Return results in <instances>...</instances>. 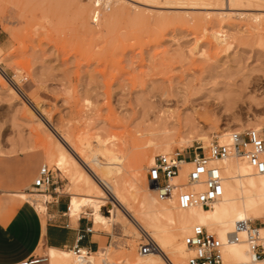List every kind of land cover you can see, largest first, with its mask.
<instances>
[{"label":"rangeland","instance_id":"374dc122","mask_svg":"<svg viewBox=\"0 0 264 264\" xmlns=\"http://www.w3.org/2000/svg\"><path fill=\"white\" fill-rule=\"evenodd\" d=\"M166 1L146 6L119 0L104 7L97 0L103 8L96 21L92 1L86 7L73 0H0V71L8 78L0 76V154L36 150L55 177L47 193L29 188L27 198L46 194L48 202L58 189L71 199L73 187L68 175L45 159L42 139L49 130L40 119L67 132L92 165L107 158L102 143L115 144L127 165L122 173L130 177L128 165L139 155L144 185L149 158L153 162L163 154L158 144L168 142L169 152L192 155L207 153L228 128L231 133L260 124L264 130V12L256 22L249 14L220 15L239 10ZM238 4L264 7L260 0ZM165 110L181 114L169 121V132L153 114ZM102 213L108 215L109 208ZM97 231L104 236L101 250L115 247L117 261L142 253L144 235L126 216L112 233ZM50 252L42 246L27 263L51 264Z\"/></svg>","mask_w":264,"mask_h":264},{"label":"bare ground","instance_id":"6f19581e","mask_svg":"<svg viewBox=\"0 0 264 264\" xmlns=\"http://www.w3.org/2000/svg\"><path fill=\"white\" fill-rule=\"evenodd\" d=\"M73 1L80 2L81 6L84 5L86 7H89V2H91L90 0ZM99 1L104 7H108L113 2L119 3V0ZM124 1L129 3L140 2L136 0ZM151 1L153 3L158 2V0ZM243 1L252 2L258 0H229L230 4L227 8L215 6L216 2L212 3L211 0H168L166 4L189 5L191 8L196 9L239 10L242 12H221L220 15L221 17H228L230 14L239 16H247L249 14L256 22H260L259 14L264 12L263 5L258 4V7L251 8L244 7V4H238ZM147 2L139 4L150 6L152 3ZM1 62L0 60V64ZM0 76L8 80L4 72L0 71ZM10 91L14 95L21 94L26 102L28 101L27 104L29 106L32 104L24 93L18 92L15 88ZM31 107L34 108L32 105ZM31 113L35 114V112ZM153 114L158 118L164 132L170 131L167 125L169 121L181 115L180 112H169V110L153 112ZM40 120H43V123L45 121L48 127L47 130H49L47 138L42 139V145L47 150L48 164L57 166L72 181L70 216L76 220L82 213L90 214L93 216L95 228L97 230L98 228H103L108 233H112L113 227L121 222L123 216H126L142 234L150 235L159 249L158 252L137 253L138 255L135 257H127L122 261H117L114 254L116 248L113 246H108L106 249H100L97 252H90L88 249L83 248L81 256L77 255L73 249L50 248L51 264H169V259L173 261L178 259L185 264L189 255L187 239L194 226L203 225L220 238L226 239L231 232L232 221L238 213H242L252 220L264 218V174L257 173L246 160L230 157L214 161L213 164L221 169L224 178L223 197L209 209L200 206L181 209L176 196L160 199L154 186L149 183L147 185L142 183L141 171L144 160L139 155L135 157L134 163L128 165L131 170L130 177L122 173L127 165L121 163L123 153L116 148L115 144L108 146L106 143H102L101 151L107 158L104 162H98V165H92L87 152L81 149L68 136L67 132L65 133V131H60L54 127L49 119ZM43 123L41 125H44ZM255 127L257 130L263 131V127L260 124ZM231 129L233 128H228L219 134L220 143H228L230 141ZM237 129L240 130V128ZM202 139L207 143L209 141L207 137ZM182 141L185 143V140L182 139ZM191 143L193 145V142ZM186 144L188 145V143ZM158 147L163 154L171 153L169 152L168 142L158 144ZM152 157L149 158L150 166L155 162V160L152 162ZM105 167H109L106 172ZM190 167L191 163L187 162L183 168L182 176L186 174ZM112 170L115 171V176H111ZM44 189L45 187H43ZM37 191L47 193L41 190ZM22 194L24 195V192ZM35 196V198L29 199L43 214L47 209L46 202L48 197L46 194ZM105 206L109 208L108 215L102 213V208ZM237 222L235 221V225ZM261 232H264V227H262ZM224 258L227 264H240L242 261L253 264L250 245L246 241L226 246ZM37 262L39 261H33L31 264ZM23 264L29 263L25 262ZM256 264H264V259H258Z\"/></svg>","mask_w":264,"mask_h":264},{"label":"built area","instance_id":"2783aa9c","mask_svg":"<svg viewBox=\"0 0 264 264\" xmlns=\"http://www.w3.org/2000/svg\"><path fill=\"white\" fill-rule=\"evenodd\" d=\"M91 1L97 8L94 12V18L97 21L103 6L97 0ZM230 157L246 160L257 173L264 174V169L260 168V165L264 164V130L261 132L255 128L235 129L231 132L228 143H220L216 140L211 144L207 153L195 151L192 155H187L184 152L175 151L160 154L148 170V182L156 188L160 199L176 196L181 209L198 206L208 209L224 195V178L221 169L213 163ZM187 162L191 163V167L182 176ZM54 184L53 172L47 165H43L34 182V188L47 192ZM43 187H45L44 190ZM235 226L241 230L231 231L226 239L220 238L203 225L194 226L187 239L189 255L185 264H227L224 258L225 247L242 241L249 243L252 260L257 261L264 258V240L258 234L264 227V218L257 221L247 219L244 226L238 221ZM197 228L200 231H196ZM242 233H247V235ZM252 233L256 235L253 236ZM143 235L140 251L145 254L158 252L159 249L153 238L145 233ZM82 249L83 247L79 245L73 248L80 256L83 254ZM168 262L169 264H183L171 259ZM240 264L250 263L242 261Z\"/></svg>","mask_w":264,"mask_h":264},{"label":"crops","instance_id":"0c3cea01","mask_svg":"<svg viewBox=\"0 0 264 264\" xmlns=\"http://www.w3.org/2000/svg\"><path fill=\"white\" fill-rule=\"evenodd\" d=\"M43 165L44 158L36 150L0 154V264H23L42 246L101 249L104 236L95 230L93 216L82 213L74 220L69 196L52 191L45 215L22 194L34 187Z\"/></svg>","mask_w":264,"mask_h":264},{"label":"snow or ice","instance_id":"6c2138e0","mask_svg":"<svg viewBox=\"0 0 264 264\" xmlns=\"http://www.w3.org/2000/svg\"><path fill=\"white\" fill-rule=\"evenodd\" d=\"M260 168H261V169H264V164H261V165H260ZM201 171H202V170H201ZM247 219H248V218H247L245 215H243L242 213H238V214L235 216L234 220L232 221L231 231H232V232H236V231H238V230H241L240 228H237V227L235 226V221H240V222H241V225L244 226V225H246ZM196 231H200V229L197 228ZM242 234L247 235V233H242ZM258 234H259V236L262 238V240H264V232H259ZM221 235H223V233H221ZM252 235L255 236L256 233H252ZM253 264H256L255 259H253Z\"/></svg>","mask_w":264,"mask_h":264}]
</instances>
